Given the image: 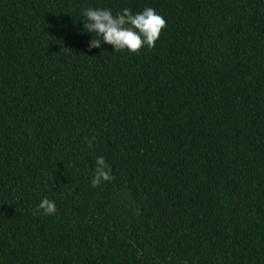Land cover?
I'll list each match as a JSON object with an SVG mask.
<instances>
[{
	"label": "trees",
	"instance_id": "trees-1",
	"mask_svg": "<svg viewBox=\"0 0 264 264\" xmlns=\"http://www.w3.org/2000/svg\"><path fill=\"white\" fill-rule=\"evenodd\" d=\"M86 7L165 25L89 49ZM0 264H264V0H0Z\"/></svg>",
	"mask_w": 264,
	"mask_h": 264
},
{
	"label": "clouds",
	"instance_id": "clouds-1",
	"mask_svg": "<svg viewBox=\"0 0 264 264\" xmlns=\"http://www.w3.org/2000/svg\"><path fill=\"white\" fill-rule=\"evenodd\" d=\"M78 19L82 23L80 33L90 36L87 41L89 49L108 44L112 51L136 52L143 46L151 48L165 25L161 15L151 7H145L136 13L127 7L116 13L110 8L86 7L82 9ZM111 179L110 166L104 157H96L91 176L92 186ZM37 207L44 215L56 212L55 201L47 197L41 198Z\"/></svg>",
	"mask_w": 264,
	"mask_h": 264
}]
</instances>
